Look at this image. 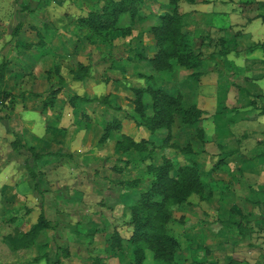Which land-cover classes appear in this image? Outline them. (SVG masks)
<instances>
[{
    "label": "rangeland",
    "instance_id": "374dc122",
    "mask_svg": "<svg viewBox=\"0 0 264 264\" xmlns=\"http://www.w3.org/2000/svg\"><path fill=\"white\" fill-rule=\"evenodd\" d=\"M43 2L19 3L24 12L38 9L27 18L17 6L8 11L0 4V72L6 65L0 91L13 94L0 104V264H114L110 258L117 248L127 256L124 264H136L131 207L154 180L149 166L160 165L163 156L172 159L174 173L188 158L196 161L204 183L202 197L192 195L188 204L174 208L169 229L180 244L176 264H264V167L241 166L244 156L264 150V125L246 131L241 122L264 108V79L259 82L264 78V0H199L192 9L208 19L186 37L201 52L202 63L196 70L175 66L168 72L156 71L150 62L155 52L150 28L172 10L164 0H140L142 18L129 35L119 30L90 41L84 34L77 43V18L53 13ZM30 17L33 24L24 26ZM119 26H131L128 14ZM80 63L91 70L78 81L70 71ZM194 72L199 75L193 77ZM139 73L154 75V83L173 94L182 92L187 108L203 104L205 116L196 125L177 114L171 140L177 148L159 147L153 154L116 149L122 134L161 144L168 133L151 134L134 120L133 88L147 86ZM200 87L211 98H202ZM58 88L54 105L46 107L45 99ZM75 94L93 100L73 107ZM105 96L109 104L97 100ZM144 98L151 112L150 94ZM115 117L123 124L121 132L111 131L102 142L107 121ZM18 139L27 148H16ZM237 145L246 155L232 158ZM29 148L44 157L36 159ZM129 181L138 182L125 184ZM42 213L49 228L15 247L9 236L29 231ZM85 213L102 215L101 223H91ZM233 213L235 219L246 217L250 238L240 241ZM115 231L122 237L117 248L112 246ZM143 264H158L152 251L146 250Z\"/></svg>",
    "mask_w": 264,
    "mask_h": 264
},
{
    "label": "trees",
    "instance_id": "16d2710c",
    "mask_svg": "<svg viewBox=\"0 0 264 264\" xmlns=\"http://www.w3.org/2000/svg\"><path fill=\"white\" fill-rule=\"evenodd\" d=\"M182 1L195 3L197 0H169L172 10L161 14L158 22L150 28L155 40V54L151 57L150 62L158 72L172 71L175 66L196 70L202 63L201 52H196L189 44L184 31V19L179 10L180 2ZM124 14L130 16L131 26L121 28L119 24ZM140 18H142L140 0H104L103 5L98 10L92 9L87 15L80 16L78 18V26L81 29H89L90 34L87 38L91 41L95 36L106 37L111 32L119 30L122 35H129L137 19ZM260 45L264 51V42ZM28 47H31V44H28ZM5 68L6 65L3 63L1 65L0 78L4 76ZM90 70L91 67L89 65L80 63L77 69L70 72L73 79L79 81L89 76ZM192 75L197 77L199 73L194 72ZM139 76L147 81V86L133 88L135 97L132 102L136 113L134 120L139 126L148 128L151 134H156L162 129H166L168 133L162 139L161 144H158L153 139L146 138L137 141L129 135L122 134V138L116 142V149L121 152L135 151L139 154L144 152L153 154L159 147L177 148L178 145L171 142L173 137L172 127L177 114L182 113V121L189 126H193L204 118L205 111L196 105L187 108L184 103L183 93L173 94L165 88L156 85L154 83V75L139 73ZM60 90L58 88L49 93L45 99L46 107L54 105ZM146 93H149L151 97V112L147 110L148 106L145 103L144 97ZM12 97L13 94L10 91H0V104H5ZM92 100L75 94L70 98V104L73 107H78ZM97 100L109 104L108 96ZM116 109L121 110L122 108L117 107ZM262 113H264V108ZM122 128L121 120L116 117L107 121L101 141L105 142L108 140L111 131L121 132ZM200 132L203 134L202 129ZM14 146L19 149L21 147L27 148L20 139L14 142ZM29 150L36 159L44 157L43 154L37 152L34 148H29ZM29 168L31 180L34 181L35 172L30 166ZM174 169V163L168 156H163L160 165L149 166V171L154 175V180L149 189L142 192L131 207V223L134 228L129 238L134 245L136 264H143L146 258V250L153 252V258L158 264H176V253L180 244L179 240L169 229V223L173 220L174 208L188 204L192 195L202 197L204 194V183L199 164L191 158H188L186 163L180 165L176 173H174ZM137 182L129 181L125 182V184L134 186ZM234 217L235 214L233 213L231 223L234 224L235 230L240 234V241L246 237L250 238L251 228L247 222H244L246 217L241 219H235ZM49 226V220L42 213L38 222L29 231L20 232L19 236V232L13 237L9 236L10 242L15 247L18 244L28 243L35 238L39 231L47 229ZM113 238L112 246L120 247L121 235L115 231ZM117 250L115 253L118 252ZM44 256L48 255L44 254Z\"/></svg>",
    "mask_w": 264,
    "mask_h": 264
},
{
    "label": "crops",
    "instance_id": "0c3cea01",
    "mask_svg": "<svg viewBox=\"0 0 264 264\" xmlns=\"http://www.w3.org/2000/svg\"><path fill=\"white\" fill-rule=\"evenodd\" d=\"M7 1L8 0H0V4L2 3V5L6 6V9H8V11H12V9H14L13 6H17V8H20V10H21V12H19V14H23L24 16H26V18L30 14H32L34 16H36L38 14V11H37L38 9L34 10V8H31L30 12L28 13L27 11H25V12L22 11V8L18 6L19 3H23L25 1L31 2L32 0H10L9 1L10 3H8ZM99 1H101V0H82V1L81 0H44V2L42 4L43 5L49 4L48 5V9L50 10V8H51L53 13L55 11H59V12L61 11V12H63V15L65 17H68L67 14H71V16H75V18H77V20L75 19L76 22L73 20L75 22V24L73 26V33L75 35H77L76 40L73 41V42L77 43V39L81 38L80 37L81 35L85 34V36L86 35L89 36V34H90L89 29H87V28H82L81 29V27L78 26V18L80 16L87 15L88 12L91 11V8H93V9L97 8L98 4H95V3H99ZM164 1H165L164 2L165 5L169 3V0H164ZM7 3H8V5H7ZM198 5H199V0H197L195 3H188V2H185V1L180 2V10H182L181 12L184 13V17H183V19H184V31H185L186 35L189 34V30H193V29L197 30L198 28H200V25L203 23L204 19H206V20L208 19L207 17L209 15H207L205 12H201L200 10H197V9H192V8L198 6ZM49 6H50V8H49ZM38 7L41 8L42 5L40 4ZM185 8H190V13L189 14H186L184 12ZM26 9H29V8H26ZM26 12H27V14H26ZM125 15L126 14H124L121 17V20L124 18ZM31 20H33L31 17H30L29 20L28 19H24V21H23V22H25L24 26H27L28 24H30L32 22ZM19 24L23 25L21 22ZM31 24H33V23H31ZM31 24H30V26H31ZM82 31H83V33H82ZM193 48L196 49L197 47L195 46ZM154 53H153V55H154ZM252 74H255V71ZM262 79H264V78L260 77L259 82ZM253 81H255V80H253ZM207 92H209V91H207ZM198 94L202 98H211V97H209L210 94L206 93L205 89H204V91H202L201 87L199 88V93ZM198 106L202 107V109L204 108V106H203V104L201 102L198 103ZM244 118L245 117H243V120L241 122L246 123V128H247V129H245L246 131L250 130V126L251 125L252 126L264 125V113H262V110H258L257 111V116L255 118H253V119H244ZM258 135H254V136H258ZM251 137H252V134L249 133V139H251ZM247 141L248 140H246V139L242 140V142H241L242 145L246 144ZM237 144H240V143H237ZM231 153H232V158L236 157L238 154L246 155V151L244 150V147H239L238 145H237V147L234 150L232 149ZM241 164H242L241 165L242 167H243V164L246 165L244 169H246V167H247L248 169H250L252 171L253 170H255V171L259 170L260 166L264 167V150H261V151L259 150L258 152L254 153L251 157L244 156L242 161H241ZM262 169L264 170V168H262ZM262 169H260V170H262ZM255 175H257V174H255ZM131 195H132V193H131ZM125 202L127 203V199L125 200ZM87 214H86L87 217L88 218L91 217L90 219L93 220V221L90 220L91 223H95V224L101 223L100 218H101L102 215H100V214H91V213H87ZM125 259H127L126 254H124L122 256V253H120V252H117V254H113V256H111V258H110V260L114 264H124L125 263ZM106 261L107 260H104V263Z\"/></svg>",
    "mask_w": 264,
    "mask_h": 264
}]
</instances>
